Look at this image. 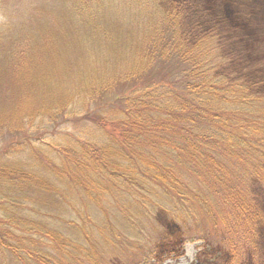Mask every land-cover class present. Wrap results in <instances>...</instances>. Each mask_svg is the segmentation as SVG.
Listing matches in <instances>:
<instances>
[{
    "label": "trees",
    "instance_id": "16d2710c",
    "mask_svg": "<svg viewBox=\"0 0 264 264\" xmlns=\"http://www.w3.org/2000/svg\"><path fill=\"white\" fill-rule=\"evenodd\" d=\"M13 5L0 24V133L7 128L11 139L0 148L1 253L25 264H102L132 244L125 240L136 238L139 214L150 212L133 201L158 195L181 238L200 236L208 246L207 264L224 252L239 264L253 252L264 264L258 10L237 0ZM26 105L31 110L18 115ZM77 123L86 127L80 135L71 129ZM36 193L35 213L46 194L86 206L83 214L72 209L76 233L31 212L16 220L2 205ZM116 207L126 231L112 229ZM201 217L213 228L196 230Z\"/></svg>",
    "mask_w": 264,
    "mask_h": 264
},
{
    "label": "rangeland",
    "instance_id": "374dc122",
    "mask_svg": "<svg viewBox=\"0 0 264 264\" xmlns=\"http://www.w3.org/2000/svg\"><path fill=\"white\" fill-rule=\"evenodd\" d=\"M16 0H0V24L5 22L6 18L3 16L4 11L6 14H10V10L7 11V8H10L13 5V3ZM41 2L48 1V0H40ZM241 4L249 5L253 9H257V16H260L261 19L264 21V0H237ZM260 53H264V50ZM264 58V54H261ZM143 64V62H142ZM128 68V66H127ZM129 70V69H127ZM138 77V75H136ZM119 86L116 87V89ZM6 97H0L1 100H5ZM97 104V103H96ZM96 104H92V108L96 106ZM31 105L22 108L21 111H19L20 115L23 112H27L31 110ZM89 109V106H88ZM60 117H62V114H59ZM15 117H17L15 115ZM76 125H80L81 127H75L71 129L76 130V133L80 135L83 131L86 130V127H84V123H77ZM90 125V124H89ZM64 127V126H63ZM95 128L92 126V129ZM107 128L111 129V126L109 125ZM50 129H55V127H49ZM26 134V132H25ZM9 131L8 129H4L0 133V148H3L5 145L10 143L9 140ZM82 135V134H81ZM18 138L19 136H15ZM9 140V141H8ZM2 142V143H1ZM48 180V179H47ZM62 196L61 197H68V191L69 186L64 182L62 186ZM83 194L88 197V191H83ZM87 194V195H86ZM127 193H125L126 195ZM154 202H151L147 200L148 202L139 203L137 200L133 201L134 197L129 196V200L134 202L135 204L139 205L141 208L148 206L149 207V213L146 215L139 214L138 221L136 224L138 225V232L136 233L137 236L134 239L125 240L132 242L129 246H127L125 249H121V252H118L117 254H112L111 256H107V260H104L102 264H207L206 263V253L204 249L208 246H205V243L203 239H201L200 236L196 237L197 239L191 241L184 240V238H181L180 233L177 230V227L171 224L170 218L166 215V213L162 210V207H157L158 201H161V197L158 195H154ZM40 197L37 196V193L34 194L29 200L26 201H14L8 202L2 204L3 207H5L9 211V215L12 216L14 219L18 218L19 212H22L25 216H29V212L34 214V217H39L41 220H44L45 222L59 224V227L64 226L65 231L64 233H67L68 235H71L73 231V228H69L71 226V220H78L77 213L75 210L72 212L73 208L79 209L80 213L83 214L85 211L86 206H84L81 202L79 203H73L72 206H69V203H63L61 201H58L57 199H51V194L48 196L46 194V202L44 203V208H41L39 213H35L32 211H35L36 209H40L38 207L39 199ZM39 199V200H38ZM89 199V198H88ZM87 201V200H86ZM103 203H107V200H102ZM114 201V200H113ZM23 202V203H22ZM89 202V200H88ZM115 202V201H114ZM113 202V203H114ZM98 203L99 202H95ZM112 203V204H113ZM81 205H83L81 207ZM173 210H178V213L180 211L186 212L187 209L182 204H172ZM260 205L264 209V198L261 199ZM133 206V205H132ZM75 212V213H74ZM116 216L111 215V221H112V229L116 227V229L124 230L125 224L122 221V216L124 215V211L121 210V208H115V211L113 212ZM38 215V216H37ZM57 216V217H56ZM136 216L134 215L133 218ZM80 218V217H79ZM17 220V219H16ZM55 220V221H53ZM140 221V224H139ZM201 226L199 229L196 228V230H203L206 231V228L210 230V228H213V225L211 222L206 221V218L201 217L200 219ZM20 222V219L19 221ZM62 225V226H60ZM213 231L216 232V229H213ZM200 235V234H195ZM72 236V235H71ZM169 236V237H166ZM167 238L171 242V247L168 248L169 245L167 242H165L164 238ZM164 239V240H162ZM84 240V238H82ZM81 240V241H82ZM85 241V242H84ZM83 243L85 245L89 246L88 240H84ZM258 246L260 248L259 253L263 255L264 253V231L262 230L260 232V236L258 237ZM206 247V248H205ZM166 249V251H165ZM215 253H217V257H219L222 253L221 250L217 249L215 250ZM255 254L252 252V255L249 253V255L244 256V263L247 262V264H257V256H254ZM264 256V255H263ZM217 260V259H216ZM212 260V264H220L222 262L223 264H239L237 259L230 258V255L224 252V256L222 255L221 259L218 258V261ZM255 260V262L253 261ZM0 264H25L24 262L18 261V259H14L10 256H4L0 251ZM243 264V263H241Z\"/></svg>",
    "mask_w": 264,
    "mask_h": 264
}]
</instances>
